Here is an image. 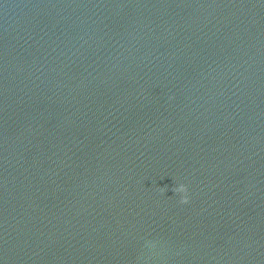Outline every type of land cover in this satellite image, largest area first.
Listing matches in <instances>:
<instances>
[{"label": "water", "instance_id": "obj_1", "mask_svg": "<svg viewBox=\"0 0 264 264\" xmlns=\"http://www.w3.org/2000/svg\"><path fill=\"white\" fill-rule=\"evenodd\" d=\"M0 264H264V53L190 0H0Z\"/></svg>", "mask_w": 264, "mask_h": 264}, {"label": "clouds", "instance_id": "obj_2", "mask_svg": "<svg viewBox=\"0 0 264 264\" xmlns=\"http://www.w3.org/2000/svg\"><path fill=\"white\" fill-rule=\"evenodd\" d=\"M173 191L182 194L180 195L179 201L181 204H187L189 202L188 189L186 185L180 184L178 187L174 188Z\"/></svg>", "mask_w": 264, "mask_h": 264}]
</instances>
